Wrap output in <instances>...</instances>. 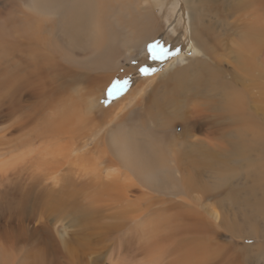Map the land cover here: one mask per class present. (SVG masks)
Wrapping results in <instances>:
<instances>
[{
	"label": "bare ground",
	"instance_id": "6f19581e",
	"mask_svg": "<svg viewBox=\"0 0 264 264\" xmlns=\"http://www.w3.org/2000/svg\"><path fill=\"white\" fill-rule=\"evenodd\" d=\"M168 25L193 57L102 104ZM254 63L264 0H0V264H264Z\"/></svg>",
	"mask_w": 264,
	"mask_h": 264
},
{
	"label": "rangeland",
	"instance_id": "374dc122",
	"mask_svg": "<svg viewBox=\"0 0 264 264\" xmlns=\"http://www.w3.org/2000/svg\"><path fill=\"white\" fill-rule=\"evenodd\" d=\"M238 24H240V22H238ZM171 28V29H170ZM171 30H172V32H171ZM180 31H178V30H174L173 29V27L171 26V25H168V26H166V35H168V37H169V39H166L165 38V40L166 41H164L163 40V36H161L160 37V39L159 40H157V41H155V42H153V43H159V44H161V45H163L164 47H166L167 49H169V51L170 52H173V53H175L176 52V50H178L179 51V55H172V56H170L168 59H169V61H170V63L173 61V65H170L171 67H170V69H171V71L170 72H172V71H174V70H172L173 68L174 69H177L178 67H180L183 63H182V57H180V53H182V52H184L185 54H184V56H186V57H193V53H192V50L189 48L190 46H191V44L189 43V40L188 39H186L185 38V36L180 32ZM175 35H177V36H175ZM245 37H246V34H242L240 37H239V35H236V41H234V39H229L228 40V44H229V46L230 47H233L234 48V54L233 53H229L230 52V50H228L227 51V55H225V57L226 58H228L230 55H232L233 57L235 56V58H238V56L240 55V54H244V52H243V50H242V43H243V41H244V39H245ZM173 38V39H172ZM175 38V39H174ZM176 41V42H175ZM161 42V43H160ZM153 43H151V44H153ZM170 43V44H169ZM173 43V45L171 46V44ZM187 44V45H186ZM179 45V46H178ZM171 46V47H170ZM185 46H187V47H185ZM148 47V46H147ZM172 47H174V51H171V49L170 48H172ZM216 47V46H215ZM214 47V48H215ZM186 48V49H185ZM186 50H188V51H186ZM157 51H159V50H157ZM182 51V52H181ZM190 52V53H189ZM136 54H137V56H139V50H137L136 51ZM141 57H142V59H146L143 63L142 62H140L139 60H135V61H132V62H130V63H128V64H126V62L125 61H123V64L126 66V67H130V66H134L135 68H136V70H135V73L131 76H129V75H127V76H125L123 79H125V78H127V79H129L130 80V87H129V89L127 90V92H125L123 95H121V96H119L118 98H115V99H112V98H110V97H107L106 95H103L104 97L101 99V103L102 104H104V105H107V107H111V106H114V105H116L117 104V102H119L120 100L122 101L123 99H124V97L126 96V94H128L129 93V91H130V88L134 85V82L136 81V79H135V77L136 76H138V75H141L142 77L141 78H147L141 71H140V69L141 68H143V67H149L150 65L153 67V68H155L156 70H158V71H161L162 69V71L160 72V73H162V72H165V66H164V63L163 62H165V61H167L168 59H166V60H164L163 62H161V61H154V60H152L151 59V53L149 52V50H148V48L146 49H144V51H143V53H142V55H141ZM257 62H260L259 60H256ZM145 63V64H144ZM150 63V64H149ZM169 63V64H170ZM128 65V66H127ZM160 68V69H159ZM253 69H254V74H253V81H252V85H251V91H250V93L251 94H253V97H254V102H253V104H256L258 107H262V106H264V79L262 78V77H260L259 76V71L258 70H260V71H262L263 73H264V67H262L260 64H256V63H254L253 64ZM125 72H126V70H124ZM141 73V74H140ZM152 75H148V78L149 77H151ZM122 80V79H121ZM111 85V84H110ZM110 85H109V87H110ZM108 87V88H109ZM172 91V90H171ZM169 92V94H171L172 92ZM109 100L110 102H108V103H105L104 101L105 100ZM129 100H126V101H124L125 103H128L129 104V102H128ZM132 106H130L127 110L125 109L123 112H122V114H126L125 112H129V109L131 108ZM141 110V108L139 107V110H136L137 112H135V114H133V113H130V118H133V119H131V121H129L127 124H126V126L127 127H130V128H134V129H136L137 127H138V125H140V122H141V119L143 118V111H140ZM142 113V114H141ZM138 114V115H137ZM133 115V116H132ZM140 115L142 116V117H140ZM138 118V119H137ZM108 120H109V118H102V119H100V124L102 125V129L104 130L105 128H107V124H108ZM136 120L138 121V122H136ZM137 123V124H136ZM104 124V125H103ZM105 126V127H104ZM177 126V128H176V130H180V125L178 124V125H176ZM111 127V126H110ZM169 135V134H168ZM170 136H168V138H169ZM170 138H172V142H173V140L175 139L174 137H170ZM161 135H159V136H157V137H155V142L157 141V143L159 144V145H161V146H164L163 145V141H161ZM169 140V139H168ZM169 142V141H168ZM37 144H39V143H37ZM261 143L259 142V140H253V141H251V143H250V153H251V158H252V162H253V169H256V168H258L256 171H259V170H263L264 169V152L262 151V146L260 145ZM105 146H106V143L105 144H101L100 145V149H104L105 148ZM91 147H92V145H91ZM110 151H111V149H109ZM247 153V152H246ZM248 153H249V151H248ZM259 157H261V158H259ZM254 159V160H253ZM232 165H233V163H231L230 162V164L228 165V167H229V169L231 168V171L233 170L234 171V169H232ZM66 223V224H65ZM67 221H65L64 222V226H66L68 229V231L69 232H73L74 230H75V228L74 227H72V226H70V224L68 223ZM60 225V224H59ZM58 225V227H60V229H61V225L59 226ZM31 226H32V223H31ZM1 229V228H0ZM2 230V229H1ZM91 246V245H90ZM92 246H94V244L92 245ZM90 252H93L92 254H90L89 256V258L87 257V259H89L90 260V264H108V260H106L107 259V257L104 255V253H103V255L102 254H99V253H96V250L95 249H92V247L90 248ZM44 254H47V253H44ZM9 255H11V256H9ZM5 256H7V255H5ZM17 256H19V254L17 255ZM33 256V255H32ZM43 256V255H42ZM8 257H11L12 258V253L11 254H8ZM93 257V258H92ZM44 258L46 259H44V262H45V264H47V263H49V254H48V256H44ZM92 258V259H91ZM87 259H85L86 261H87ZM42 260H43V258H42ZM63 260V262H64V258L62 259ZM85 260H83L82 261V263H85L86 261ZM98 260V261H97ZM9 261H10V259H9ZM69 261H70V259H69ZM44 262H43V264H44ZM64 264H66L65 262H64ZM70 264H71V261H70ZM73 264H77V262L75 261Z\"/></svg>",
	"mask_w": 264,
	"mask_h": 264
},
{
	"label": "snow or ice",
	"instance_id": "6c2138e0",
	"mask_svg": "<svg viewBox=\"0 0 264 264\" xmlns=\"http://www.w3.org/2000/svg\"><path fill=\"white\" fill-rule=\"evenodd\" d=\"M148 50L151 53V59L154 61H161L163 62L164 60L168 59L172 55H178V50H176L175 53L170 52L166 47L163 45L157 43H153L148 45ZM159 50V51H157ZM140 71L145 75H152L156 72L155 68L151 67H143L140 69ZM130 87V80L125 78V79H117L112 84L110 87L107 89V97H110L112 99L118 98L119 96L123 95L125 92ZM105 103L110 102L109 100H105Z\"/></svg>",
	"mask_w": 264,
	"mask_h": 264
}]
</instances>
